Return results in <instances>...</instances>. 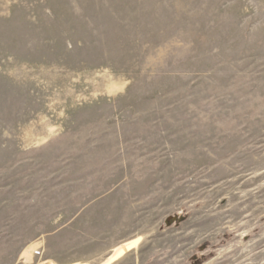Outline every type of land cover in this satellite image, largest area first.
Masks as SVG:
<instances>
[{"label": "rangeland", "instance_id": "rangeland-1", "mask_svg": "<svg viewBox=\"0 0 264 264\" xmlns=\"http://www.w3.org/2000/svg\"><path fill=\"white\" fill-rule=\"evenodd\" d=\"M0 264H264V0H0Z\"/></svg>", "mask_w": 264, "mask_h": 264}, {"label": "built area", "instance_id": "built-area-1", "mask_svg": "<svg viewBox=\"0 0 264 264\" xmlns=\"http://www.w3.org/2000/svg\"><path fill=\"white\" fill-rule=\"evenodd\" d=\"M30 255L35 258H41L42 257V252L39 249H34L30 251Z\"/></svg>", "mask_w": 264, "mask_h": 264}, {"label": "water", "instance_id": "water-1", "mask_svg": "<svg viewBox=\"0 0 264 264\" xmlns=\"http://www.w3.org/2000/svg\"><path fill=\"white\" fill-rule=\"evenodd\" d=\"M169 221V220H168Z\"/></svg>", "mask_w": 264, "mask_h": 264}]
</instances>
